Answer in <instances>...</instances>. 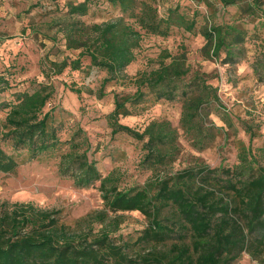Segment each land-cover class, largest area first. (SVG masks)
I'll use <instances>...</instances> for the list:
<instances>
[{"label":"trees","instance_id":"obj_1","mask_svg":"<svg viewBox=\"0 0 264 264\" xmlns=\"http://www.w3.org/2000/svg\"><path fill=\"white\" fill-rule=\"evenodd\" d=\"M97 1L67 0L62 31L66 47L79 50L78 58L53 61L49 67L55 74L67 67L79 70L82 58L88 57L91 66L106 71L102 88L133 80L135 92L116 93L108 119L113 134L126 133L143 143L139 166L150 174L142 184L124 187L117 170L103 175L88 132L77 123L68 127L70 134L64 138L55 108L47 109L55 93L52 84L37 83L18 93L15 102L0 101V110H7L0 122V172L15 173L23 161L56 159L60 176L77 187L98 186L104 202L101 210L76 220V226L65 221L61 209L31 201L1 202L0 264H235L243 253L264 255V165L250 146L240 144L234 166L212 167L197 158L175 171L183 150L179 128L168 119H153L140 132L120 122L121 116L141 114L161 100L178 99L183 133L195 150L209 147L223 131L210 116L224 106L208 74L188 64L186 49L163 50L156 68L133 78L126 69L136 60L145 34L167 37L172 28L199 32L205 39V56L224 54L222 62L235 65L245 55L247 31L236 22H216L213 12L202 18L205 23L198 29V10L189 14L176 6L161 15L158 0H103L119 12L116 17L100 23L82 20ZM221 1H240L250 15L264 16V0ZM253 73L264 83V41ZM12 86L0 72V95ZM220 115L225 123L232 122L229 114ZM243 125L251 140L255 138L250 120ZM132 211L145 217V228L135 239L116 240L112 234L123 214ZM97 225L101 228L96 230Z\"/></svg>","mask_w":264,"mask_h":264},{"label":"rangeland","instance_id":"obj_2","mask_svg":"<svg viewBox=\"0 0 264 264\" xmlns=\"http://www.w3.org/2000/svg\"><path fill=\"white\" fill-rule=\"evenodd\" d=\"M205 1L158 0V8L161 15L176 6L189 14L198 10L201 15L198 29L205 23L202 18L212 12L216 14L218 23L239 24L247 31V36L243 43L245 55L237 64H224V54L221 58L205 56V39L199 32L192 34L172 28L167 37L145 34L136 51V60L126 72L133 78L139 72L156 68L163 50L177 53L186 49L188 64L206 72L209 82L218 88L224 108L219 107V113L214 111L210 119L223 128L222 133L206 149L195 150L180 127L181 103L178 99L161 100L141 114L121 116L120 122L140 132L153 119H168L179 128L183 150L173 165L175 171L194 163L197 158L212 167L234 166L238 163L241 143L250 146L252 155L264 165V83L258 82L253 73V63L264 41V16L250 15L245 3L240 1L235 5H224L221 0H209L212 7ZM66 2L0 0V72L13 84L11 89L0 95V101L15 102L18 93L33 89L37 83L52 84L55 93L47 109L55 108L58 122L64 124L63 137L69 136L68 127L80 124L93 143L94 156L103 175L117 170L122 187L142 184L150 174L139 166L144 152L143 143L126 133L113 134L108 119L115 107V94L135 92L133 80L113 81L102 88L106 71L91 66L88 57L82 58L79 70L67 67L61 74L50 70V62H60L65 58L75 60L79 54V50L66 47L62 31V22L67 19ZM94 3L89 14L81 17L87 23H100L119 14L103 0ZM77 89L80 95L73 91ZM6 112V109L0 110V122L5 119ZM226 113L232 119L228 124L220 115ZM244 120H250L257 132L252 140L244 129ZM256 124H260V129ZM4 145L11 151L7 144ZM3 201H31L42 208L61 209L65 221L73 226L80 217L104 206L98 186L77 187L72 179L58 174L56 159L46 158L23 161L15 173L0 172V203ZM146 224L140 212H125L122 223L112 235L116 240L135 239ZM96 227V230L100 229L101 225ZM258 256L243 253L235 264H264V255Z\"/></svg>","mask_w":264,"mask_h":264}]
</instances>
